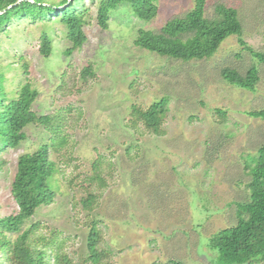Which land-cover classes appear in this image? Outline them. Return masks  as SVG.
Instances as JSON below:
<instances>
[{"label": "rangeland", "instance_id": "obj_1", "mask_svg": "<svg viewBox=\"0 0 264 264\" xmlns=\"http://www.w3.org/2000/svg\"><path fill=\"white\" fill-rule=\"evenodd\" d=\"M97 4L85 0L86 41L71 54L65 52L71 45L66 28L55 16L14 20L1 34L8 88L21 81L27 63L38 91L32 110L63 117L65 143L49 147L58 168L56 200L27 223H37L35 237L52 241L48 250L57 247L74 264H93L86 247L92 221L105 252L101 264H219L209 239L237 223V203L249 199V160L264 142V120L248 114L264 107V63L236 35L213 56L188 62L133 44L138 29L158 31L193 0H158L149 21L121 3L107 28L97 23ZM217 4L237 10L242 39L264 52V0H206V17L216 15ZM45 32L52 43L48 57L40 53ZM251 66L259 73L254 90L221 74L225 67L244 74ZM162 98L167 111L158 133L134 121L133 106L144 110ZM24 130L20 146L0 152V216L17 212L11 185L19 155L52 136L39 123ZM90 192L95 201L87 209L82 200Z\"/></svg>", "mask_w": 264, "mask_h": 264}, {"label": "trees", "instance_id": "obj_2", "mask_svg": "<svg viewBox=\"0 0 264 264\" xmlns=\"http://www.w3.org/2000/svg\"><path fill=\"white\" fill-rule=\"evenodd\" d=\"M97 1L96 18L102 28L108 27L111 12L121 3H127L132 13L141 20L149 21L158 12V0ZM205 6L206 0H193L191 9L183 16L167 20L158 31L138 29L133 44L160 56L188 62L213 56L227 37L236 35L240 44L264 63V52L254 50L242 39V24L236 9L217 4L216 15L208 18L205 16ZM86 14L85 0H0V42L1 34L14 20L25 17L49 19L55 16L66 28L71 45L65 52L71 54L86 41L83 29L87 22ZM51 50V38L45 32L41 36L40 53L48 57ZM9 66H1L0 63V152L20 146L26 138L24 129L30 124L44 125L52 136L49 143H42L37 150L22 153L18 157L11 185L17 212L0 216V264H74L69 255L57 247L48 250L52 241H44L42 236L35 237L37 223H27L39 208L56 200L59 182L55 174L58 168L49 156V147L57 150L65 143V137L59 134V122L63 117L49 114L38 116L32 110L38 91L28 79L27 63H22L21 81L16 87L8 88L5 72ZM88 68L84 70L90 72ZM221 74L228 83L249 90L255 89L259 79L254 66L249 67L244 74L225 67ZM166 111L167 100L162 98L144 110L133 106L132 116L134 121H140L145 128L158 133ZM248 114L264 120V107L249 111ZM249 161V199L237 203V223L217 231L209 239L211 249L217 251L219 264H245L254 260L264 264V142ZM94 201V195L90 192L82 204L91 209ZM99 237V229L92 221L86 247L88 259L93 264H101L105 253L98 249ZM50 256L53 258L52 263Z\"/></svg>", "mask_w": 264, "mask_h": 264}]
</instances>
